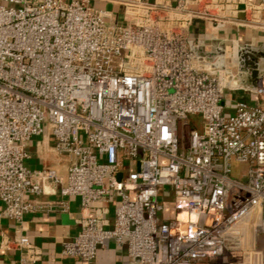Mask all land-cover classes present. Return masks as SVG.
Segmentation results:
<instances>
[{"label":"built area","instance_id":"2783aa9c","mask_svg":"<svg viewBox=\"0 0 264 264\" xmlns=\"http://www.w3.org/2000/svg\"><path fill=\"white\" fill-rule=\"evenodd\" d=\"M96 1L122 7L130 22ZM228 6L231 0H0L4 214L21 222L37 208L31 197L56 193L59 184L83 209L80 232L63 245L66 257L92 262L114 239L131 264L229 254L258 264L264 82L232 86L236 74L204 59L190 36L196 19L222 24ZM228 89L251 90L259 102L236 101L226 114ZM47 132L53 148L73 158L65 180L25 164L31 140ZM113 197L109 227L91 209ZM167 201L175 213L160 220ZM15 243L19 264H39L42 253L28 236Z\"/></svg>","mask_w":264,"mask_h":264},{"label":"crops","instance_id":"0c3cea01","mask_svg":"<svg viewBox=\"0 0 264 264\" xmlns=\"http://www.w3.org/2000/svg\"><path fill=\"white\" fill-rule=\"evenodd\" d=\"M94 5L114 14L119 23H129L123 8L116 10V5L104 1H96ZM223 23L216 25L208 19H196L190 28V36L199 41V52L204 59H218L234 74L243 86L264 82V0H231V6L222 14ZM249 52L258 56L259 79L254 83L251 71L240 65L241 54ZM243 101L259 102V96L251 90H238ZM226 93V97H227ZM240 101V100H238ZM236 101L232 102L234 107ZM232 108V107H231ZM50 132L35 136L28 146L30 157L25 160L31 170L54 169L65 180L72 157L57 152ZM56 185V193L32 196L37 208L25 214L21 222L8 218L4 214V204L0 199V264H19L21 250L15 240L23 235L42 253L39 264H131L126 246H118L114 239H108L105 246L100 247L92 262H84L78 258L66 257L62 254L65 242L71 241L81 230L80 219L83 214L79 196L64 197ZM117 198L95 203L92 215H100L109 227L115 223ZM175 211L171 201L166 202V209L160 214V220L169 219ZM245 228L250 230L246 222ZM251 233H247L245 243L252 242ZM257 251L260 254L258 264H264V234L257 239ZM240 254L200 261L197 264H254L243 262ZM256 264V263H255Z\"/></svg>","mask_w":264,"mask_h":264},{"label":"water","instance_id":"95a60500","mask_svg":"<svg viewBox=\"0 0 264 264\" xmlns=\"http://www.w3.org/2000/svg\"><path fill=\"white\" fill-rule=\"evenodd\" d=\"M258 56H264V53H260ZM258 56H255L249 52H244L241 54V59H240V65L244 66V68L248 69L251 71V78L252 81L255 83L259 79V64H258ZM214 60V57H211L207 61H212ZM122 177V174H119V178Z\"/></svg>","mask_w":264,"mask_h":264},{"label":"rangeland","instance_id":"374dc122","mask_svg":"<svg viewBox=\"0 0 264 264\" xmlns=\"http://www.w3.org/2000/svg\"><path fill=\"white\" fill-rule=\"evenodd\" d=\"M122 7L120 6H116L115 9L116 10H120ZM237 92H239L238 90H231V89H228L226 90V93H229L227 94V97H226V110H225V113L226 114H231L233 113V110L234 109H231V107L233 108L232 106V102L233 101H238V100H246L244 98H242L241 95H239ZM249 103H254V102H251V101H247ZM191 121L197 125V127L201 128V123H202V118L200 116H191Z\"/></svg>","mask_w":264,"mask_h":264},{"label":"bare ground","instance_id":"6f19581e","mask_svg":"<svg viewBox=\"0 0 264 264\" xmlns=\"http://www.w3.org/2000/svg\"><path fill=\"white\" fill-rule=\"evenodd\" d=\"M221 63V62H220ZM237 79H236V77H233L232 78V82H231V85L232 86H236V85H240L239 83H238V80L236 81ZM237 82V83H236ZM236 83V84H235ZM249 226H250V224H249Z\"/></svg>","mask_w":264,"mask_h":264}]
</instances>
